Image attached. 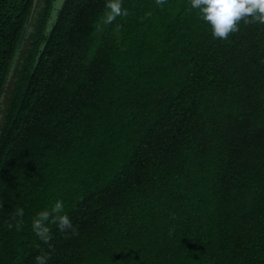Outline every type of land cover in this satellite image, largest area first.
I'll use <instances>...</instances> for the list:
<instances>
[{
  "label": "trees",
  "instance_id": "obj_1",
  "mask_svg": "<svg viewBox=\"0 0 264 264\" xmlns=\"http://www.w3.org/2000/svg\"><path fill=\"white\" fill-rule=\"evenodd\" d=\"M54 2L0 0V264H264V23Z\"/></svg>",
  "mask_w": 264,
  "mask_h": 264
},
{
  "label": "clouds",
  "instance_id": "obj_2",
  "mask_svg": "<svg viewBox=\"0 0 264 264\" xmlns=\"http://www.w3.org/2000/svg\"><path fill=\"white\" fill-rule=\"evenodd\" d=\"M191 7L198 9L202 19L211 27L213 37L225 38L237 28V22L242 18L251 17L264 23V0H190ZM62 205L59 201L56 208ZM61 229L71 227V221L67 216L62 217L59 224ZM46 257L37 256L38 264H44Z\"/></svg>",
  "mask_w": 264,
  "mask_h": 264
},
{
  "label": "rangeland",
  "instance_id": "obj_3",
  "mask_svg": "<svg viewBox=\"0 0 264 264\" xmlns=\"http://www.w3.org/2000/svg\"><path fill=\"white\" fill-rule=\"evenodd\" d=\"M61 3H62V0H55L54 5L57 6V8H58ZM52 13H53L52 15L54 17L55 16V11L53 10Z\"/></svg>",
  "mask_w": 264,
  "mask_h": 264
}]
</instances>
